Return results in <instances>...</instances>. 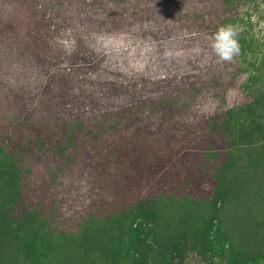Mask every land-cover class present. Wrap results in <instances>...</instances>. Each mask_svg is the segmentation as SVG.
Wrapping results in <instances>:
<instances>
[{"label":"rangeland","instance_id":"374dc122","mask_svg":"<svg viewBox=\"0 0 264 264\" xmlns=\"http://www.w3.org/2000/svg\"><path fill=\"white\" fill-rule=\"evenodd\" d=\"M263 98L264 0H0V264H264Z\"/></svg>","mask_w":264,"mask_h":264},{"label":"clouds","instance_id":"9594fccd","mask_svg":"<svg viewBox=\"0 0 264 264\" xmlns=\"http://www.w3.org/2000/svg\"><path fill=\"white\" fill-rule=\"evenodd\" d=\"M238 27L232 24L221 25L211 37L210 47L220 62H232L240 53Z\"/></svg>","mask_w":264,"mask_h":264},{"label":"trees","instance_id":"16d2710c","mask_svg":"<svg viewBox=\"0 0 264 264\" xmlns=\"http://www.w3.org/2000/svg\"><path fill=\"white\" fill-rule=\"evenodd\" d=\"M207 6H208V5H207ZM207 6L204 8L206 13H208L209 10H210V8H211V5H209L208 7H207ZM263 99H264V98H263ZM255 102H258V101L255 100ZM256 108H257V107H256L255 104H251V110H252L253 115H254V113H255L253 110H254V109L256 110ZM252 122H253V121H252Z\"/></svg>","mask_w":264,"mask_h":264}]
</instances>
